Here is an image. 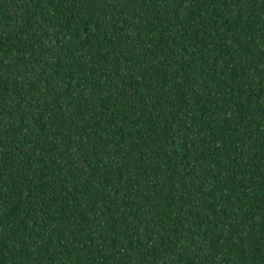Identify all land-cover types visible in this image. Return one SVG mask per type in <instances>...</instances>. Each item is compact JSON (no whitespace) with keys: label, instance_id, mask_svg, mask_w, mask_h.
Listing matches in <instances>:
<instances>
[{"label":"trees","instance_id":"16d2710c","mask_svg":"<svg viewBox=\"0 0 264 264\" xmlns=\"http://www.w3.org/2000/svg\"><path fill=\"white\" fill-rule=\"evenodd\" d=\"M0 264H264V0H0Z\"/></svg>","mask_w":264,"mask_h":264}]
</instances>
